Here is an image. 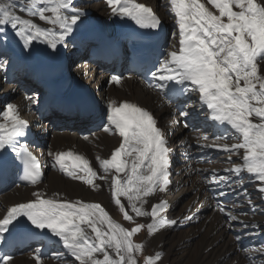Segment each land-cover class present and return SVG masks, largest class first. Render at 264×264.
I'll return each mask as SVG.
<instances>
[{
    "label": "snow or ice",
    "instance_id": "snow-or-ice-1",
    "mask_svg": "<svg viewBox=\"0 0 264 264\" xmlns=\"http://www.w3.org/2000/svg\"><path fill=\"white\" fill-rule=\"evenodd\" d=\"M105 2L112 16L130 20L140 29L159 30L162 21L152 7L137 0ZM165 8L175 29L169 48L150 71L155 83L149 87L169 100L196 97L211 125L225 128L223 135L204 147L229 153L230 163L232 156L243 150L242 163L225 168L228 176L213 170L210 183L221 189L231 187L232 174L242 183V174L247 173L249 179L260 182L257 190L264 195V0H166ZM82 15L74 0H0V41L6 43V33L11 31L22 51L29 54L36 43L56 50L73 33ZM121 80V76L112 75L109 83L120 85ZM27 99L37 103L34 97ZM179 115L188 127L189 111L181 110ZM106 121L103 131L118 135L120 140L107 158L96 157L99 170L84 155L71 150L49 151L48 156L66 177L94 191L101 187L97 181L109 184L112 202L123 220L133 226L114 220L100 203L69 200L59 192L47 196L33 191V198L7 207L0 217V241L21 225L29 233L56 238L64 256L71 258L70 264H140L138 254L143 264H162V253L145 256L144 245L133 238L145 228L152 237L178 224L177 219L166 216V200L150 204V198L167 193L171 183L167 134L149 110L129 101L109 100ZM29 127L17 104L8 102L0 108V171L15 169L21 181L36 186L43 172L27 143ZM228 139L236 142H223ZM200 140L206 142L209 137L204 134ZM227 194L223 190L218 193L221 197ZM243 196H247L246 189ZM247 203L255 209L251 198ZM149 204L150 210L145 207ZM215 210L225 214L229 228L239 220L220 200ZM138 217L150 222L137 223ZM249 226L257 227L245 224ZM244 251L252 253L246 259L253 264H264V243ZM12 259L4 254L0 264H11ZM33 259L42 264L40 254H34Z\"/></svg>",
    "mask_w": 264,
    "mask_h": 264
},
{
    "label": "bare ground",
    "instance_id": "bare-ground-1",
    "mask_svg": "<svg viewBox=\"0 0 264 264\" xmlns=\"http://www.w3.org/2000/svg\"><path fill=\"white\" fill-rule=\"evenodd\" d=\"M138 1L150 4L169 25L166 51L175 29L174 19L165 8L166 0ZM74 7L83 12L80 21L111 14L105 0H74ZM35 22L47 27L38 19ZM6 34L7 42L0 41V62L4 65L0 67V106L8 102L17 104L22 116L29 121L34 140L28 142V146L42 159L44 177L36 186L12 184L1 190L0 217L7 207L18 202H26L33 198L31 196L33 191H41L47 196L59 192L63 198L69 200L79 199L100 203L114 220L122 223V214L112 202L109 184L103 180L97 181L101 187L94 191L82 182L66 177L57 166H53L48 156L49 151L71 149L77 154L84 155L92 166L99 170L96 157L107 158L120 140L118 135H109L103 131L106 119L101 120V123H97L95 127L86 129L81 127V130H76L67 124V121L60 119L51 121L37 116V103L42 93L37 85L32 84L25 77L36 66L49 65L54 68H66V73L72 80L86 86L92 92L101 112L106 111L109 100L114 99L117 102L121 99L138 100L143 107L154 113L167 134L171 149V183L167 193L150 198V204L160 199L166 200L169 203L166 216L169 219H177L178 224L152 237L145 233L144 247L151 250V254L148 255L162 253V264H233L240 255L244 260L246 256L252 255L244 251L245 249L264 243V195L257 190L260 182L249 179L248 174L243 173L242 183L236 182L238 178L234 174L231 175V187L221 189L215 183H210L213 170L217 175H230L223 170L241 164L243 150L233 155L230 163L229 153L203 146L205 143H213L215 137L223 135L225 128L211 125L210 120L200 111L196 97H186L185 100L176 102L169 100L158 94V90L144 85L130 73L124 74L120 85L110 84L108 71L97 70L96 64L80 50L76 41L77 37L81 36L82 30L76 26L65 43L58 45L56 50L47 48L42 43H36L30 54L28 51H22L21 42L11 31ZM21 68L23 75L17 72ZM13 70L16 71L10 79L7 76ZM28 97H34L37 103L31 104ZM178 102L183 103L182 108L178 107ZM181 110L190 113L186 118L188 128L183 126L185 118L179 115ZM178 120L181 123H176ZM204 134L209 137L206 142L200 140ZM85 137L88 139L86 140ZM223 142L231 144L236 141L228 139ZM245 189L247 196H243ZM221 190L228 194L219 196ZM248 198H251L256 206L255 209L248 205ZM218 200L223 202L226 211L239 216L238 221L231 222V228L228 226L229 221L226 220L225 214L215 210ZM150 204L145 206L148 210ZM186 216L191 219H185ZM138 218L143 219L146 224L150 222L148 218ZM245 224H255L257 227H245ZM43 245V242L38 246L29 245L21 256L12 259L11 264H35L33 256L39 254V249ZM49 251V258L43 257L42 264H70L71 258L64 256L62 245L57 240ZM54 254L59 258L57 259ZM247 260L249 264H253L252 260ZM255 264L260 262L256 261Z\"/></svg>",
    "mask_w": 264,
    "mask_h": 264
},
{
    "label": "rangeland",
    "instance_id": "rangeland-1",
    "mask_svg": "<svg viewBox=\"0 0 264 264\" xmlns=\"http://www.w3.org/2000/svg\"><path fill=\"white\" fill-rule=\"evenodd\" d=\"M4 105V104H3ZM3 105H1L0 106V108H2L3 107ZM103 121V120H102ZM101 123V121L100 122H98V124H100ZM97 124V123H96ZM96 124H94L93 126H91L90 128H92V127H95L96 126ZM186 128H188V127H186ZM137 220V223H143V224H146V222L143 220V219H140V218H137L136 219ZM122 223H124V225H125V227H132L133 225H131L129 222H126V221H124L123 219H122ZM145 233H146V228L145 229H143L140 233H138L133 239H134V242H137V243H141V244H143L144 245V235H145ZM150 252V253H149ZM143 254L145 255V256H147L148 254H151V250H150V248H143ZM139 260H140V264H143V258L138 254V257H137ZM247 261V262H246ZM248 261L249 260H247V259H245L244 260V258L240 255L235 261H234V263L233 264H249L248 263Z\"/></svg>",
    "mask_w": 264,
    "mask_h": 264
}]
</instances>
